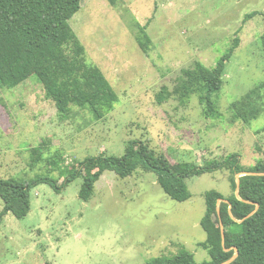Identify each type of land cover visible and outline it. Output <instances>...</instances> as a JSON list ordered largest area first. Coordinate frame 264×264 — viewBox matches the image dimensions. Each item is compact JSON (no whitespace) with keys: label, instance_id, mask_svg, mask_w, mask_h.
Masks as SVG:
<instances>
[{"label":"rangeland","instance_id":"374dc122","mask_svg":"<svg viewBox=\"0 0 264 264\" xmlns=\"http://www.w3.org/2000/svg\"><path fill=\"white\" fill-rule=\"evenodd\" d=\"M263 18L264 0H83L69 23L115 91L114 107L96 118L71 105L63 119L34 76L0 86V177L60 184L86 157L122 156L129 139L172 162L203 164L231 152L244 166L264 161V112L245 122L231 105L264 82ZM236 41L214 96L218 113L206 118L197 94L187 100L177 83L197 65L213 67ZM54 151L67 163L50 158ZM230 175L186 179L192 196L185 201L141 169L125 178L104 171L87 201L79 197L81 176L60 192L38 183L27 216L3 218L0 264H147L182 249L202 261L209 257L199 245L206 238L204 194L229 196Z\"/></svg>","mask_w":264,"mask_h":264},{"label":"trees","instance_id":"16d2710c","mask_svg":"<svg viewBox=\"0 0 264 264\" xmlns=\"http://www.w3.org/2000/svg\"><path fill=\"white\" fill-rule=\"evenodd\" d=\"M82 1L0 0V86L13 88L34 76L42 85L45 98L53 101L63 119L68 117L71 105L88 107L96 118H102L117 100L103 71L88 61L85 46L69 23ZM237 46L238 41L213 67L197 65L196 71L187 72L186 83H177L178 91L187 100L197 94L206 118L218 113L214 96L222 87L226 62ZM231 105L236 119L250 122L258 118L264 112V82ZM52 154L50 158L67 163L61 153L54 151ZM138 169L154 173L163 190L177 201L192 196L186 179L220 170H228L231 174L232 193L229 196L216 189L204 194L205 211L200 224L206 238L199 245L207 250L209 257L197 261L192 252L182 249L169 257L155 256L147 264H221L236 251V257L227 264H264V175L240 176L236 194V175L262 173L264 161L244 166L237 152L207 159L203 164L172 162L166 154L157 152L142 140L129 139L122 156L100 153L86 157L75 163L60 184L50 177H38L33 181L0 177L3 201L0 225L8 213L18 219L27 216L31 208L30 189L38 183H48L60 192L81 176L79 197L87 201L104 171L110 170L117 177L125 178Z\"/></svg>","mask_w":264,"mask_h":264},{"label":"water","instance_id":"95a60500","mask_svg":"<svg viewBox=\"0 0 264 264\" xmlns=\"http://www.w3.org/2000/svg\"><path fill=\"white\" fill-rule=\"evenodd\" d=\"M246 174H259V175H264V172H262V173L243 172V173H239V174H237V175H236V185H237V188H236V194H237V195H238L239 177L242 176V175H246ZM221 229H222V236H223L224 234H223V227H222V226H221ZM237 253H238V252L236 251V253L232 256V258H230L228 261L223 262V263H221V264H227V263L231 262V261L236 257Z\"/></svg>","mask_w":264,"mask_h":264}]
</instances>
